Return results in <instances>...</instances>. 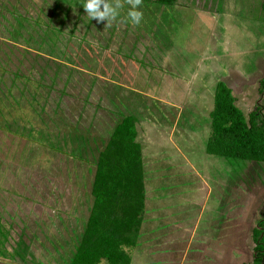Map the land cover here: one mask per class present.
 Segmentation results:
<instances>
[{
  "label": "rangeland",
  "instance_id": "374dc122",
  "mask_svg": "<svg viewBox=\"0 0 264 264\" xmlns=\"http://www.w3.org/2000/svg\"><path fill=\"white\" fill-rule=\"evenodd\" d=\"M86 2L0 0V264L71 262L96 160L129 114L150 211L132 264L252 262L264 163L206 145L219 82L246 115L262 102V0L142 1L139 25L128 0L103 22Z\"/></svg>",
  "mask_w": 264,
  "mask_h": 264
},
{
  "label": "trees",
  "instance_id": "16d2710c",
  "mask_svg": "<svg viewBox=\"0 0 264 264\" xmlns=\"http://www.w3.org/2000/svg\"><path fill=\"white\" fill-rule=\"evenodd\" d=\"M173 5L176 0H142ZM264 11V0H262ZM262 102L248 115L237 105L231 87L219 82L206 145L210 155L264 163V78ZM138 119L124 116L96 160L89 218L69 264H132L145 221L147 195ZM254 259L264 264V217L253 229Z\"/></svg>",
  "mask_w": 264,
  "mask_h": 264
},
{
  "label": "clouds",
  "instance_id": "9594fccd",
  "mask_svg": "<svg viewBox=\"0 0 264 264\" xmlns=\"http://www.w3.org/2000/svg\"><path fill=\"white\" fill-rule=\"evenodd\" d=\"M141 2L142 0H128V3L131 4L133 9L129 12V17L134 25H139L143 18V14L135 10ZM83 7L92 19L103 22L105 20L114 19L118 15V9H120L122 5L117 3L113 6L108 3L107 0H87Z\"/></svg>",
  "mask_w": 264,
  "mask_h": 264
},
{
  "label": "crops",
  "instance_id": "0c3cea01",
  "mask_svg": "<svg viewBox=\"0 0 264 264\" xmlns=\"http://www.w3.org/2000/svg\"><path fill=\"white\" fill-rule=\"evenodd\" d=\"M150 211H146V216H145V219L148 217V214H149ZM154 215L153 213H151L150 216ZM151 222V221H150ZM150 227V226H147V228ZM139 241V240H138Z\"/></svg>",
  "mask_w": 264,
  "mask_h": 264
}]
</instances>
